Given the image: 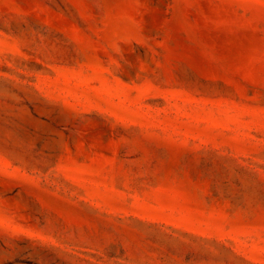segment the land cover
<instances>
[{"label":"rangeland","instance_id":"374dc122","mask_svg":"<svg viewBox=\"0 0 264 264\" xmlns=\"http://www.w3.org/2000/svg\"><path fill=\"white\" fill-rule=\"evenodd\" d=\"M0 264H264V0H0Z\"/></svg>","mask_w":264,"mask_h":264}]
</instances>
